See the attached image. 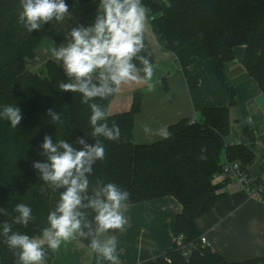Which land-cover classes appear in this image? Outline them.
Listing matches in <instances>:
<instances>
[{
  "label": "trees",
  "instance_id": "obj_1",
  "mask_svg": "<svg viewBox=\"0 0 264 264\" xmlns=\"http://www.w3.org/2000/svg\"><path fill=\"white\" fill-rule=\"evenodd\" d=\"M92 0H65L69 5L85 4ZM148 8L152 31L164 51L175 52L196 36H200L205 53L218 57L216 76L229 94V103L206 106L198 118H183L169 126L171 135L165 139L138 143L134 139L135 117L142 108V94L134 92L129 110L112 112L110 105L117 91L106 98L96 97L82 103L80 93L62 91L60 83H71L63 66L48 59L40 68L31 69L26 59H33L42 41V32L49 23L31 32L19 22L20 0H0V261L1 264H20L19 249H10L3 227L12 232L40 238L49 211H54L63 188L55 191L41 179L37 163H47L42 147L45 135L52 142L63 140L76 150L101 143L105 158L92 164L87 194L107 183H115L130 195L124 204H133L171 195L181 204L175 220L176 239L171 248L147 264H260L264 257L227 261L209 245L201 244L203 231L199 220L211 211L225 193L214 182L221 173L223 161H237L247 172L254 162V152L242 143H231L230 109L236 105V84L228 76L235 62L238 47L243 48L241 66L264 94V0H142ZM170 5V6H169ZM144 49L133 59L137 74L144 78L139 57L153 66L157 55L144 33ZM230 80V81H229ZM93 83H98L93 80ZM115 87V86H113ZM95 103L106 113L100 123L119 127L116 140L94 136L90 123V104ZM7 105L19 107L21 120L16 127L4 115ZM49 110L60 117L54 122ZM63 151V149H59ZM207 157V159H201ZM25 203L32 208L34 219L27 226L14 222L15 206ZM84 203H87L85 201ZM90 228L82 226L87 235H75L77 241L90 247L97 238L95 212L81 209ZM109 230L105 233H118ZM11 235V232L8 234ZM191 249L189 257L182 254L177 237ZM44 260L50 262L53 250L43 244ZM91 248V247H90ZM92 250V249H91ZM93 251V250H92ZM91 264H96L93 251Z\"/></svg>",
  "mask_w": 264,
  "mask_h": 264
},
{
  "label": "crops",
  "instance_id": "obj_2",
  "mask_svg": "<svg viewBox=\"0 0 264 264\" xmlns=\"http://www.w3.org/2000/svg\"><path fill=\"white\" fill-rule=\"evenodd\" d=\"M98 3L99 0L74 3L63 21L49 22V27L42 32V41L36 48L35 57L26 59L27 65L31 69H38L48 59L55 60L51 48L67 44L70 38L66 39V35L73 27L92 25L97 17ZM145 34L157 55L153 65L154 75L145 82L137 74L140 82H135L136 89H130L127 95L121 89L123 83L110 105L112 112L127 111L131 107L134 92L142 94V108L135 117L134 126V139L138 143L161 139V129L168 131L170 125L183 118H198L206 106L229 103L228 91L216 76L219 58L205 53L200 36L171 52L161 49L149 19ZM57 62L63 66L62 61ZM97 76L98 73H94L93 80H97ZM228 76L236 86L241 78L248 76L241 66V59L231 65ZM149 85H152L151 90ZM255 85L248 96V112L257 116L256 122L252 116H248L249 125L242 127L239 125L242 116L239 118L232 108L230 118L235 135L229 136V140L231 143H242L254 152L255 160L247 173L251 178L258 179L264 176V111L260 112L264 109V94L256 82ZM214 182L221 185L219 192L225 194L199 220L209 246L230 262L264 257V200L251 197L238 180L228 178L224 173L217 174ZM125 205L127 209L122 208V211L128 223L124 230L115 234L98 233L96 238L103 242L112 236L116 237L115 254L120 264H147L173 246L176 215L182 208L175 197L168 195ZM93 256L89 246L74 238L62 242L59 249L53 251L51 261L44 260L43 264H91ZM96 264L112 262L98 253Z\"/></svg>",
  "mask_w": 264,
  "mask_h": 264
},
{
  "label": "clouds",
  "instance_id": "obj_3",
  "mask_svg": "<svg viewBox=\"0 0 264 264\" xmlns=\"http://www.w3.org/2000/svg\"><path fill=\"white\" fill-rule=\"evenodd\" d=\"M20 3L22 10L19 22L29 32L53 20L63 21L69 15V5L65 0H20ZM147 19L148 8L142 0H99L95 22L88 27H73L66 35V39L70 38L67 44L51 48L52 57L62 61L66 75L74 78V82L60 83V89L80 93L81 102L88 104L93 98H106L123 83L140 82L138 69L132 61L145 47ZM139 59L144 65V81H150L153 66L148 59L142 56ZM94 73H98V83H93ZM151 88L152 85H149V90ZM89 107L92 134L102 135L109 140L118 139L120 129L115 122L111 129L107 123L98 124V121L105 120V111L95 103ZM49 114L54 122H59L57 114L51 110ZM3 115L10 120L12 127H16L21 120L20 109L14 105L5 106ZM159 135L167 139L171 133L161 129ZM79 143L84 145L83 150H76L63 140L54 144L50 136L44 137L42 147L48 162L37 163L34 167L41 171V179L53 191L60 188L64 191L59 195L55 210L49 211L47 215L50 227L43 229V239L12 232L8 224L4 225L3 233L7 237L5 242L10 249H19L16 254L20 264H43L45 250L42 245L45 241L55 251L62 242L74 239L77 233L86 236L82 226L90 228V224L81 209L94 210L97 233L116 229L123 231L128 223L122 211V208L127 209L123 203L129 198L127 191L121 190L115 183H107L94 188L91 196L87 194L89 180L86 174L92 172L94 162L105 158V149L99 142L88 145L81 139ZM201 159L206 160L207 157ZM15 211L18 216L14 222L17 224L27 226L34 219L32 208L25 203H18ZM10 232L11 235H8ZM116 244L115 236L103 242L94 238L90 247L112 264H120L115 254Z\"/></svg>",
  "mask_w": 264,
  "mask_h": 264
},
{
  "label": "built area",
  "instance_id": "obj_4",
  "mask_svg": "<svg viewBox=\"0 0 264 264\" xmlns=\"http://www.w3.org/2000/svg\"><path fill=\"white\" fill-rule=\"evenodd\" d=\"M221 173H224L228 178L238 180L248 191L251 197L264 200V176L258 179H253L241 167L239 162H232L226 159L222 163ZM177 243L180 247H182L183 256L188 258L191 254V249L183 243L182 235L177 237ZM201 244L203 246L209 245L204 234L201 236ZM260 264H264V261H262Z\"/></svg>",
  "mask_w": 264,
  "mask_h": 264
},
{
  "label": "rangeland",
  "instance_id": "obj_5",
  "mask_svg": "<svg viewBox=\"0 0 264 264\" xmlns=\"http://www.w3.org/2000/svg\"><path fill=\"white\" fill-rule=\"evenodd\" d=\"M242 54H243V48L238 47L236 49V53H235V61L236 62L240 61V59L242 58ZM153 75H154V73H153ZM230 80L233 81L232 79H230ZM255 86H256L255 82L249 76L241 78V80L239 81V84H237V86H236V88H237V90H236V92H237V95H236L237 103L232 108L234 110H236L239 118H240V116H242V118H241L242 121L239 124V125H242V127H247L249 125V123L247 121L248 116H252V119H254V122H256L257 116L250 115L248 112V102H249L248 96L250 95L251 89L254 88ZM121 87H122V85H121ZM136 87H137V84L135 82H127V83H124V86L121 89H124L123 92L125 93V95H127L128 91L130 89H136ZM232 108L230 109V113L232 111ZM263 111H264V109L261 110L260 112H263ZM232 114H233V112L231 113V115ZM231 115H230V117H231ZM234 131H235V127L232 126L229 136L233 137L235 135Z\"/></svg>",
  "mask_w": 264,
  "mask_h": 264
}]
</instances>
